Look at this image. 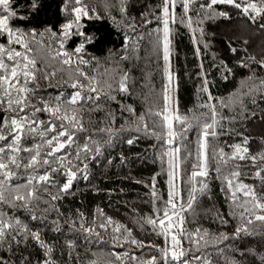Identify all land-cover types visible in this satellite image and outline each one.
Returning <instances> with one entry per match:
<instances>
[{
    "label": "trees",
    "instance_id": "trees-1",
    "mask_svg": "<svg viewBox=\"0 0 264 264\" xmlns=\"http://www.w3.org/2000/svg\"><path fill=\"white\" fill-rule=\"evenodd\" d=\"M35 2L38 7L33 9L29 0H13V6L18 5V14L25 17L22 20L14 19L13 26L25 32L34 30L37 33V43L32 45L37 68L43 72L56 71L57 75L50 81L38 79L39 87L33 103H37L40 97H55L61 91L65 95L72 92L73 89L65 85L64 81L68 80L75 67L62 65V58H53L52 51L59 48L60 26L66 22L67 16L64 6L70 0ZM207 2L194 0L190 4L187 12V17H191L189 26L187 17L184 23L179 22L185 13L182 0H177L175 13L178 20L170 23V69L176 83L178 113L187 115L189 120L183 126L188 128L186 132H182L180 123L175 122L176 131L182 134L176 137L172 145H168L163 117L156 115L166 105L165 87L168 82V64L163 58V23L155 19V16L162 15L159 7L162 0H84L85 6L95 9L101 18H85L82 21L83 31L86 35H92L94 40V43L86 44L84 58L95 57L96 60L92 62L93 67H80L89 75H95L102 88L106 80L113 83L115 88L112 78L118 79L119 75L126 72L129 76V92L112 91L116 99L105 100L102 97L101 101L95 102L100 105L98 110H93L92 101L83 103L85 127L90 134H94L93 139L101 152L99 155L95 152L90 154L96 156L95 160L89 158L84 161L88 164L87 171L83 176L78 173L71 190L60 193L61 199L51 204L43 201L38 203L35 213L46 216L44 221H31L25 209H10L7 205H0L9 215H15L28 223L34 231H41L42 239L53 248L51 256L55 264H91L92 261L97 264H140L152 257H156L160 264H180L179 261L165 262L161 259L160 248L166 246V241L171 243V235L165 237L161 234L158 223L156 226L147 223L149 218L158 222L163 218L164 208L170 207L166 201L172 190L169 180L172 179L174 169L169 164L172 157L168 152L174 148H179L175 157L177 190L185 198L191 189L198 190L194 193L197 198L192 210L182 213L184 233L180 239L188 254L185 258L190 259V264H204L205 260L211 261V264H264V229L257 224L254 235H232L242 223L239 213L244 209L238 204L247 198L238 193L240 201L233 202L230 193L234 189L225 191L226 182L221 173L215 170L220 167L221 172L227 175L235 170V165H240V180L256 185L258 190L262 184L254 175L261 165L239 159L221 164L216 150L223 148L225 153L231 155L233 149L230 146L242 143L243 138L247 137V146L252 154L264 151V93L253 94L251 98L256 100L255 104L249 102V97L239 96L249 84L258 83L249 81L248 76L253 73L258 77L264 76V67L257 64V61L264 60V30L258 27L264 23V18H258L256 23H252L248 16L228 5L202 8L201 5ZM121 8L126 11L122 12ZM220 11L228 12V17L220 16ZM46 29L57 33V36H52ZM3 39L0 37V42ZM81 40V37L72 36L65 41V49L72 52ZM232 48L237 49L236 53L231 51ZM249 57H255V60ZM238 60H243L249 67H240ZM97 61L98 69L95 67ZM227 68L232 69L231 74ZM37 75L39 77L41 73ZM225 76L228 79H224ZM205 79L207 84L204 83ZM205 87L216 99H209L208 92L203 91ZM241 98L244 100L243 107L239 103ZM221 101L227 102L230 107L221 108ZM209 103H216L221 115L236 116V119L221 121L223 129L217 130L223 134L209 139L208 176L192 178L191 173L200 170L196 165L203 164V150L199 147V140L202 124L210 111L204 105ZM128 105L135 112L127 111ZM109 114L114 117V123H109ZM36 115L41 120L49 119L46 113ZM140 117L144 118L143 121ZM143 123L148 124V130L143 128ZM108 127L113 130L111 134L97 133L98 128ZM150 131L164 135V139L150 135ZM133 137L136 138L135 143L128 145L127 139ZM39 143L41 140L38 137H28L22 141L26 148ZM19 155L27 158L29 154L22 151ZM68 159L83 167L73 155H69ZM72 170L76 171V168ZM16 171L17 177L13 179V184H23L28 176L35 174L30 170ZM39 171L43 172V169ZM52 178L59 183L64 182L59 174H54ZM59 183L49 188L51 194L58 193ZM201 188L202 191L199 190ZM48 199L45 195L44 200ZM45 208H48L47 213L43 212ZM106 217H112L114 221L131 229L128 242L123 238L128 235L127 232H113L115 224L108 225L107 230L99 227L101 223H106ZM224 220L228 222L224 223ZM81 225L94 228L100 235L84 232ZM205 231L209 235L200 239ZM221 234H227L230 239L223 240ZM114 236H121L120 241L117 242ZM132 238L142 241L143 246L131 244ZM197 240H200L199 245L196 244ZM68 242H72L74 247H69ZM13 247L14 253L7 250V245L0 248V255L11 258L10 264H19L18 257L21 254L31 259L33 264L44 258V250L31 239ZM113 254L121 255L122 260L117 261ZM132 256L137 259H130ZM196 256H200L201 260L194 259Z\"/></svg>",
    "mask_w": 264,
    "mask_h": 264
},
{
    "label": "snow or ice",
    "instance_id": "snow-or-ice-1",
    "mask_svg": "<svg viewBox=\"0 0 264 264\" xmlns=\"http://www.w3.org/2000/svg\"><path fill=\"white\" fill-rule=\"evenodd\" d=\"M194 0H182V7L185 15L179 18L180 23L185 22L187 12L190 10V4ZM31 7L34 9L38 7L35 0H29ZM177 0H162L160 4V10L162 15L155 16V19L163 23V52L164 60H169V23H176L178 18L175 13ZM228 5L231 8L237 10L239 13L248 16L252 23H256L258 18H264V0H208L206 5L201 7H207L213 9L214 6ZM13 6V0H0V37H3V42H0V205H7L10 209H25L29 212V219L31 221H44L46 216L36 215L35 209L40 201L46 204H51L54 201L61 199L60 193H68L74 180H76L78 173L84 175L88 169V164L84 163L89 158L95 160L96 156H90L95 152L100 154L101 149L96 141L93 139L94 134H90L89 130L85 127L82 110L83 103L92 101L93 110H98L100 105L95 103L101 101L103 97L105 100H115L116 97L112 95V91H118L121 93L129 92V76L126 72L119 75V78L113 77L115 82V88L113 83L104 81V88L100 86L101 82L95 75H89L80 66L93 67V61L95 57L91 59H85V46L86 44L94 43L92 35H86L83 31L82 21L87 18L88 20L100 19V13L95 9H88L84 0H70L64 6V11L67 13L65 17L66 22L63 23L60 28V34L58 37L59 48L53 49V58H62V65L75 66L72 73L69 75L68 80L64 81V84L73 89L68 95H65L63 91L59 92L55 97L45 99L40 97L37 103H33V99H36V90L39 87L38 79L50 81L56 77L57 72H43L42 69L37 68V59L32 47L35 41L37 33L33 31L25 32L19 27L13 26L14 19H25L20 16ZM171 8V12H170ZM121 11H126L125 8H121ZM220 16L228 17L229 13L226 11H220ZM147 15L146 13L144 14ZM150 23L151 21H146ZM189 26L191 25V17H187ZM258 27L264 30V23H260ZM52 36L56 37L57 33L51 32L50 29H46ZM134 31V29H133ZM159 31V29H157ZM202 34V30H201ZM81 37V42L69 52L65 49V41L72 36ZM131 39V37H127ZM19 46V48H17ZM207 47V45H205ZM199 51V48H197ZM231 51L236 53L237 49L232 48ZM126 59L127 57H123ZM250 60H255V57H249ZM237 64L240 67H249L243 60H238ZM257 64L264 67V60L257 61ZM96 69L99 68V62H96ZM107 71V70H105ZM167 71V69H166ZM41 75L38 77L37 73ZM229 74L232 73L231 68H227ZM169 82H172V74L168 73ZM224 79H228L225 76ZM249 81H258V83L249 84V86L239 93L240 97H249V102L256 103L255 99H252L254 93H264V76H256L255 73L248 76ZM69 80L71 83H69ZM204 83L208 81L205 79ZM203 91L208 92L209 99L214 100L207 87ZM235 95V94H233ZM264 98V96H262ZM170 99V97H165ZM240 105L244 106V100H239ZM39 105V106H38ZM208 108V118L202 124V130L199 140V147L203 150V164H197L196 167L199 171H193L191 173L192 178L207 177V149L209 146L210 138H217L222 135V131L217 129H223L221 121L235 120L236 116L225 117L221 115L217 110L216 103H209L204 105ZM221 108L230 107L225 102H220ZM127 111L135 112V109L131 105L127 106ZM37 113H46L49 116L47 120H41L36 115ZM158 116L163 117V122L166 125V132L164 135L167 137V144L172 145L177 136L182 133H178L174 126L175 122H179L182 126V132H186L188 128L183 127L188 124L189 117L187 115H180L178 108L173 104L171 106L165 105L160 112L156 113ZM255 115V113H251ZM143 117L140 120L143 121ZM199 119V118H197ZM109 123H114V117L109 114ZM190 127V125H189ZM143 128L148 130V124L143 123ZM140 127H137V131ZM112 128H98L97 133H112ZM83 134V135H80ZM150 135L158 136L159 139H164V135H158L155 131H150ZM240 135V133H236ZM28 137H38L41 143L34 144L32 147H23L22 141ZM135 137L127 139L128 145L135 143ZM80 141H83L81 144ZM110 141H106L108 143ZM95 145V147H93ZM248 145V138L244 137L242 143L233 144L230 147L233 149L231 155L225 153L223 148L216 150V155L220 158L221 164H227L229 160L239 159L241 161H249L253 165H261L254 173L255 177L262 181L259 186V190L256 185H250L240 180L241 171L240 165H235V170L230 171L227 175L221 172L220 167L215 170L221 173L222 178L226 182L225 191L228 189H234L231 191V199L233 202L240 201L241 197L237 194L242 193L244 200L242 204H238L244 211L239 213V217L242 223L235 229L233 236H240L242 233L249 235L256 234L257 224L261 229H264V151L256 154L250 152ZM45 149H47L45 151ZM27 152L29 155L27 158L20 157L21 152ZM179 152V148H174L168 152V155L172 157L169 161L170 166L174 169L171 173L172 179L169 180V185L172 190L168 193V200L166 204L170 207H165L162 212V217L157 222L156 219L149 218L147 223L156 226L157 223L161 229V234L167 237L170 234V230L173 227L177 228L178 234H171V243L160 248L162 253V260L167 262L169 260L180 264H190V259H187V252L183 249L180 236L184 233V216L185 211H190L193 208V204L196 201V188L189 191L187 198H185L178 190L175 184L177 167L175 163L176 153ZM83 154V155H82ZM69 155H73L75 160L80 161L83 164L81 168L78 164H74L72 160L68 159ZM199 158V157H198ZM76 171H73V168ZM23 169L25 172L35 173L26 178V182L23 184H13V179L17 177V171ZM43 169V172L39 170ZM54 174H59L64 178L63 183H59L52 177ZM86 179L87 177L84 176ZM155 177H153L154 187ZM59 183L58 193L53 195L49 191L50 187L56 186ZM206 187V185H204ZM202 191L203 189H199ZM155 195V193H153ZM49 197L48 200H44V196ZM185 205L187 206L185 208ZM250 205V207H248ZM54 207V205H53ZM58 210V209H56ZM259 210V211H257ZM48 208L43 209L44 213H47ZM103 215V210H99ZM159 211V209L157 210ZM171 213V215H170ZM247 213V215H245ZM83 217V214H80ZM176 218V225L173 224V218ZM224 220V223H227ZM115 224L113 232L122 233V230L127 232L128 235L123 237L125 242H128V238L131 237V229H128L125 225L120 224L112 219V217H106V223H101L100 228L107 230L108 225ZM75 222H73V227ZM81 229L89 234L95 232L92 227H85L81 225ZM59 230V227L56 229ZM97 236L100 234L95 232ZM199 235V230H197ZM207 231L200 239L208 236ZM223 240H228L230 237L227 234H221ZM19 237V239H18ZM29 239L35 241L39 248L44 250V258L37 261L36 264H55L52 259L53 248L46 243L41 236L39 229L33 230L28 223L21 220L15 215H9L3 208H0V248L7 245L9 252H15L13 245H20L26 243ZM114 239L119 242L121 236H114ZM131 244L137 246H143L142 241H138L135 238L130 240ZM200 240L196 241L199 245ZM69 247H74L72 242H68ZM115 255L117 261L122 260L121 255ZM130 259H137L132 256ZM197 261L201 260L200 256L194 257ZM19 264H33V261L26 256L18 257ZM11 258L4 255H0V264H10ZM91 264H97L96 261H92ZM140 264H160V261L156 257H152L149 260L142 261ZM204 264H211V261L205 260Z\"/></svg>",
    "mask_w": 264,
    "mask_h": 264
},
{
    "label": "rangeland",
    "instance_id": "rangeland-1",
    "mask_svg": "<svg viewBox=\"0 0 264 264\" xmlns=\"http://www.w3.org/2000/svg\"><path fill=\"white\" fill-rule=\"evenodd\" d=\"M170 12H171V8H170ZM170 23H171V21H170ZM170 23H169V28H170ZM169 41L171 43L170 32H169ZM170 59H171V51H170V44H169V60L166 63L168 64V73L170 72L172 74L171 69H170ZM168 73H167V75H168ZM166 96L170 97V99H167V100L165 99L166 100L165 104H167L169 106L174 104L178 108L176 83H175L173 74H172V82L170 83L169 79H168L167 85L165 87V97ZM176 223H177L176 219H173V224L176 225ZM171 234H178L176 227H173V229L170 230V235Z\"/></svg>",
    "mask_w": 264,
    "mask_h": 264
}]
</instances>
